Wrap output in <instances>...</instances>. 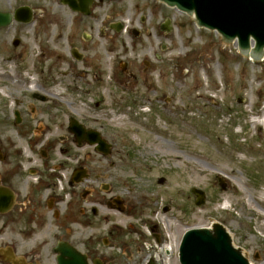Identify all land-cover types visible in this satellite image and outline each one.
I'll list each match as a JSON object with an SVG mask.
<instances>
[{
	"label": "rangeland",
	"instance_id": "rangeland-1",
	"mask_svg": "<svg viewBox=\"0 0 264 264\" xmlns=\"http://www.w3.org/2000/svg\"><path fill=\"white\" fill-rule=\"evenodd\" d=\"M92 1L84 17L60 0H0V12L34 14L0 30L1 160L19 151L17 161L40 163L47 144L49 161L67 163L56 185L66 195L60 210L73 214L57 237L105 264H179L183 234L214 225L249 263L264 264V61H249L154 0ZM29 108L32 131L44 126L40 139L14 125L16 113L28 121ZM70 118L99 133L110 155L78 149ZM79 169L88 181L73 183L68 207V175ZM193 190L204 195L200 206ZM116 198L123 212L106 206ZM2 224L5 245L21 256V222L0 217ZM38 249L40 264H56Z\"/></svg>",
	"mask_w": 264,
	"mask_h": 264
},
{
	"label": "water",
	"instance_id": "water-1",
	"mask_svg": "<svg viewBox=\"0 0 264 264\" xmlns=\"http://www.w3.org/2000/svg\"><path fill=\"white\" fill-rule=\"evenodd\" d=\"M61 0V4L84 16L90 14L91 0ZM169 8H175L188 16H193L197 27L216 32L222 43H236L239 53L260 61L264 57V0H157ZM14 20L21 23L31 21L28 8H19L14 12ZM11 15L0 13V28L9 26ZM117 31L119 29H116ZM69 132L75 137L78 146L87 143L96 145V151L109 154V146L98 133L85 131L74 120H70ZM200 199L203 193L193 190ZM119 210L121 204L117 203ZM57 264H88L85 256L65 243L55 249ZM180 264H248L240 251L233 248L231 240L220 225L209 230H190L185 233L179 249ZM92 264H102L98 260Z\"/></svg>",
	"mask_w": 264,
	"mask_h": 264
},
{
	"label": "flooded vegetation",
	"instance_id": "flooded-vegetation-1",
	"mask_svg": "<svg viewBox=\"0 0 264 264\" xmlns=\"http://www.w3.org/2000/svg\"><path fill=\"white\" fill-rule=\"evenodd\" d=\"M31 16L33 19V12L31 13ZM84 41H87V38H85ZM19 44V40H14L12 42L13 48H17ZM72 50L75 51V49ZM75 52V58L72 57V59L77 63H83V55H80L77 51ZM40 101L44 102V99L40 98ZM29 113L31 115H29L28 121L23 120L22 122L20 115L16 113L14 125L21 126V133L33 132V137L36 140L38 138L35 136V133L38 132L37 130H39V126H37L36 131H32V123L36 121V117H33L34 109L29 108ZM38 124L40 125L41 123L39 122ZM43 130L44 129H42V131ZM42 131L40 134H42ZM27 147L28 150L31 151V149L34 148V145L29 142ZM17 152L19 153V151ZM18 153H13V161L8 160V155L7 160L6 155H3L4 161L0 158V217H10L11 222H21V225L14 227V229L18 230L20 234V245L26 250H24L23 254L19 256L16 254L17 248L14 247L11 241L5 245V242H8V237L5 236L6 234L4 232L9 230V225L2 224L0 226V264H40L41 251L38 248L41 249L42 247L44 249L46 248V254L49 255V253H51L55 260L56 255L53 254V250L58 242H66L70 246L77 248L70 242L59 240L57 237L61 231L58 229L63 228V222L60 223V221L63 220L69 222L71 220L69 217L73 214L68 213V208L66 213L63 212L65 208L60 210V204L62 201L64 202L63 198L66 195H59L61 192H57L56 185V182L65 181L61 172H63L62 169L66 167L67 163L62 162L59 165H56L49 161L50 149L47 144L45 149L41 151L42 156H40V163L32 162V160L24 161L18 159L19 161H17L16 158L18 155H21V153ZM60 153L62 154L61 151ZM84 175L85 178L80 179L77 184H82L84 181H88L86 171H84ZM68 176L69 182L66 183V185L68 187L67 195L70 197L67 202L69 203L68 207H70V198L74 195L72 190L75 179L74 171L69 173ZM40 186H43V189L47 192L43 198L39 189ZM87 189V187L86 189H83L84 192L82 199H85V197L89 195L90 192L86 191ZM45 211L49 213L50 223L45 221ZM78 211L79 213L82 212V215H86L84 214L86 211L83 209H79ZM92 213H96L94 209H92ZM53 223L55 226L52 230ZM41 233L43 234L41 235ZM67 233L70 234V231L67 230ZM7 235L10 236V233H7ZM42 236H47L49 240L51 239L54 241V244L50 246L49 244L42 242ZM1 245L5 246L1 248ZM81 253L85 254L89 259L92 257L84 252Z\"/></svg>",
	"mask_w": 264,
	"mask_h": 264
},
{
	"label": "bare ground",
	"instance_id": "bare-ground-1",
	"mask_svg": "<svg viewBox=\"0 0 264 264\" xmlns=\"http://www.w3.org/2000/svg\"><path fill=\"white\" fill-rule=\"evenodd\" d=\"M40 129L41 130L44 129V126L42 124L39 125V130H38V132L35 133V136L38 138L40 137V133H41Z\"/></svg>",
	"mask_w": 264,
	"mask_h": 264
}]
</instances>
